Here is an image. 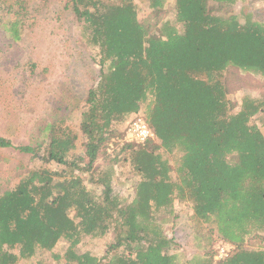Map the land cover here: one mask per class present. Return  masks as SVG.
Listing matches in <instances>:
<instances>
[{"label": "trees", "instance_id": "trees-1", "mask_svg": "<svg viewBox=\"0 0 264 264\" xmlns=\"http://www.w3.org/2000/svg\"><path fill=\"white\" fill-rule=\"evenodd\" d=\"M237 1L173 0L167 17L157 14L164 0H140V19L136 0H71L97 81L78 131L59 118L34 146L0 137L42 164L0 192V264L38 252L55 264H181L184 246L165 232L177 201L192 211L186 264H264V244L247 246L264 233V94L241 92L236 111L227 97L243 74L264 78V7L240 18ZM9 29L18 39L17 21ZM140 116L153 138L120 144L94 170L116 126ZM119 176L130 199L114 191ZM109 234L102 256L77 250ZM60 239L68 246L54 253ZM216 239L233 246L223 258Z\"/></svg>", "mask_w": 264, "mask_h": 264}, {"label": "rangeland", "instance_id": "rangeland-1", "mask_svg": "<svg viewBox=\"0 0 264 264\" xmlns=\"http://www.w3.org/2000/svg\"><path fill=\"white\" fill-rule=\"evenodd\" d=\"M164 1L163 9L157 14L171 17L173 0ZM136 2L140 19L147 18L149 9L140 0ZM263 7L260 0H238L233 12L240 18L246 14L256 17L262 14ZM14 21H17L18 39H14L9 29ZM94 53V47L87 45L81 36L71 0H0V137L8 138L13 146H34L42 136L41 127L59 118L63 124L78 131L86 91L97 81L98 66L91 60ZM242 84L243 88L227 95L234 111L241 92L251 96L264 94L261 76L243 74ZM256 119L254 116L252 120ZM130 120L116 126L120 135L113 138L106 152L95 161L94 170L107 164L109 155L117 151L120 144L129 141L126 133ZM81 140L80 137L77 140L75 153L82 152ZM40 165L39 160L15 147H0V192L12 188L21 176ZM46 167L55 168V165ZM82 176L87 187L94 189L88 181V173ZM123 179L113 180L114 191L130 199L132 188ZM191 213L187 205L177 201L174 205L176 217L165 225L167 236L184 246L181 253L186 254L185 258L181 257V264H186L184 260L194 251L193 243L187 237L191 232ZM110 237L111 234L102 238L85 237L77 250H89L102 256ZM218 240L213 244L214 253ZM258 244H264V233L249 239L247 246ZM67 246L68 243L60 239L53 252L62 253ZM18 264L55 262L48 253L38 252L34 258L21 259Z\"/></svg>", "mask_w": 264, "mask_h": 264}, {"label": "built area", "instance_id": "built-area-1", "mask_svg": "<svg viewBox=\"0 0 264 264\" xmlns=\"http://www.w3.org/2000/svg\"><path fill=\"white\" fill-rule=\"evenodd\" d=\"M126 135L129 141L133 140L136 142H143L147 138H153V132L147 126L145 120L141 117H137L129 122ZM232 248V245L219 239L218 245L215 248L214 258L219 259L225 257L228 251Z\"/></svg>", "mask_w": 264, "mask_h": 264}]
</instances>
